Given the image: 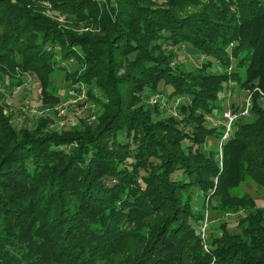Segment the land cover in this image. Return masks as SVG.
Wrapping results in <instances>:
<instances>
[{"label": "trees", "instance_id": "16d2710c", "mask_svg": "<svg viewBox=\"0 0 264 264\" xmlns=\"http://www.w3.org/2000/svg\"><path fill=\"white\" fill-rule=\"evenodd\" d=\"M184 45L206 61L177 62ZM56 70L100 114L73 132L49 131L47 117L31 129L0 94V264H264V211L204 250L192 204L199 192L244 204L230 188L264 186L257 92L220 158L205 148L222 134L208 115L229 81L264 90V0H0V74H35L54 102Z\"/></svg>", "mask_w": 264, "mask_h": 264}, {"label": "rangeland", "instance_id": "374dc122", "mask_svg": "<svg viewBox=\"0 0 264 264\" xmlns=\"http://www.w3.org/2000/svg\"><path fill=\"white\" fill-rule=\"evenodd\" d=\"M45 13L51 19L58 22H64L65 14L52 9L48 2H43ZM177 62L184 63L187 67L197 66L206 61L205 58L197 55L187 45H184L177 51ZM70 69V65H66ZM72 69V68H71ZM219 70V69H218ZM228 73L237 71L243 79L245 70L239 67L236 61L232 60V64L227 67ZM79 89H70L69 80L65 77V73L56 70L50 75V83L47 89L57 96V101H50V98H44L40 93L41 85L35 74L26 75L24 78L7 77L4 73L0 74V94L5 115L9 116L16 126L33 128L35 123L39 122L42 117H47V128L51 132H61L66 130L75 131L82 124H90L97 121L100 114L99 103L90 99L86 93V85L79 83ZM258 88V87H256ZM254 90V88H253ZM245 90L240 87L236 81H229L224 92L219 94V110H213L208 115L209 124L219 127L221 113L227 108L238 107L242 104L245 97L253 91ZM264 92V90H262ZM258 93V92H257ZM259 94V93H258ZM169 98V97H168ZM259 100L264 104V96L259 94ZM179 101V98L168 99L166 108L169 112L176 114V109L171 110ZM218 141L212 137L208 138L205 148H212L218 158ZM231 197L244 199L245 205L239 201H230L225 204L211 198L208 195L199 192L193 195L192 204L201 217V238L202 247L208 250V243L214 236L222 234V230L228 232H238L240 229V219L246 215L247 211H255L257 209L264 211V186L260 185L249 178H244L236 186L229 189ZM231 203V204H229ZM239 207L240 209L236 208Z\"/></svg>", "mask_w": 264, "mask_h": 264}, {"label": "built area", "instance_id": "2783aa9c", "mask_svg": "<svg viewBox=\"0 0 264 264\" xmlns=\"http://www.w3.org/2000/svg\"><path fill=\"white\" fill-rule=\"evenodd\" d=\"M253 91H257L260 95L264 96V92L259 88L255 87ZM251 104V92H249L242 104L238 105V107L234 109L227 108L222 111L221 120L218 123L221 126L222 134L217 143L220 156L222 145L233 133L236 121H238L240 118L249 117L251 111Z\"/></svg>", "mask_w": 264, "mask_h": 264}]
</instances>
